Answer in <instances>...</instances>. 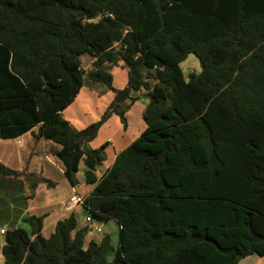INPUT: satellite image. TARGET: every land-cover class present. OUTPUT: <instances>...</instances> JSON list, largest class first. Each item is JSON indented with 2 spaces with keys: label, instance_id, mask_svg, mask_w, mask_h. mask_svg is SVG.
Returning <instances> with one entry per match:
<instances>
[{
  "label": "trees",
  "instance_id": "1",
  "mask_svg": "<svg viewBox=\"0 0 264 264\" xmlns=\"http://www.w3.org/2000/svg\"><path fill=\"white\" fill-rule=\"evenodd\" d=\"M84 55L93 59L87 74ZM190 55L202 71L186 81ZM117 67L132 91L147 93L146 129L99 178L109 142L87 149L96 134L84 139L62 113L84 87L115 92ZM129 108L113 102L94 126L117 115L127 129ZM31 132L60 147L73 187L84 163L94 188L83 208L118 224V247L109 235L88 241L77 213L49 237L47 216L32 215L29 230L4 232V264L264 257V0H0V141ZM0 175L23 179L28 199L41 183L55 187L1 161Z\"/></svg>",
  "mask_w": 264,
  "mask_h": 264
},
{
  "label": "crops",
  "instance_id": "2",
  "mask_svg": "<svg viewBox=\"0 0 264 264\" xmlns=\"http://www.w3.org/2000/svg\"><path fill=\"white\" fill-rule=\"evenodd\" d=\"M119 69L120 68L118 67L114 68L113 69L114 71H112V74L114 75L115 70H119ZM122 72H123V79L121 83H116L115 75L113 76L114 78L113 86H114L115 92L104 93V95L101 96V95L95 94L94 92H91L93 91L92 89L91 91H89L94 97H98L99 100H102L103 102H105L103 113L114 102L115 93H117L119 90H122L128 87L127 86L128 72L125 69H122ZM84 88L81 90L80 94L77 96L74 103L62 113V116L64 117V119L69 121L71 125L74 126V128L80 132L85 131L86 129H88L89 127H91L92 125H94L100 120L99 117L97 118V117L89 115L90 104L87 101L85 102V104L83 101H81L82 102L81 105L83 106L84 115L88 116L90 119L88 123H84V122L80 123L76 121V119H74L72 115L68 114L69 109H71V107L75 105L76 102L79 101L78 99L81 93H85L86 88L85 89ZM105 99H107V101ZM146 101L147 102L144 104V106H142L143 125L141 124L142 125L141 126L142 129H140L141 133H138L133 139L129 141H124L125 136L127 135V132L129 129V123H128L127 129H124V127L120 126L119 132L117 133L118 136L122 137L121 140H123V142L125 143L122 145V147H118V143L116 140L118 136L110 137L104 143H102V144H105L109 142L110 145L106 151L108 159L102 165L101 167L102 170L100 168L97 172V175L99 178L114 163L117 155L121 151L126 149L128 146H130L132 142L135 141L146 129V124L144 122L143 114L149 102V98H146ZM135 104H137V101L132 104V107L130 108V110L128 111L126 115H128L131 112V109L133 108ZM103 113L100 116H102ZM114 118L117 120H120V117L117 115H113L111 119L113 120ZM111 119L101 128L106 127L110 123ZM120 124H121V121H120ZM38 131H39L38 128H36L34 130V134H38ZM24 137H29V140L27 141L28 149L20 153L19 152L17 153L8 152V150L4 149V163L3 162L2 163L6 165L7 167L13 170L19 171V172L27 171L28 173L36 174L48 181L53 182L55 184V187H50L47 183H41L36 188L34 196L31 199H28L27 196H28L29 190H28L27 184L25 183L23 179H13V178H8V177L0 178V187L2 188V185H4V203H5L4 222L2 221L3 219H0V235L1 234L4 235V232L7 230L22 228L24 227V225H27L28 230H29V226L27 223H25V219L32 215H35V216L46 215L47 216L44 221V230H43V234L46 237H49L52 233H54L58 221L68 218L72 213H77L80 216L81 225L83 228L90 226L89 221H92V225H93L95 223V220L92 219L91 215L88 212H87L88 216L86 218L84 217L83 214L80 213L81 209L85 211V209L83 208V204L81 203V204L75 205L73 203H70V200L72 197L76 196L80 198L83 202L84 198H86L92 192L94 187L91 185H87V186L81 185L80 187L78 185L76 187H73L70 184V182L68 181V179L66 178L64 174L62 165L59 163V161L57 160V157L55 156V153L58 150H60V147L58 145L52 142H49L45 138H41L37 141L34 138L32 132L26 134L25 136L19 139L12 140L11 142L16 141L14 145L22 146L23 141L21 142L20 139H23ZM1 141L9 142L10 140H1ZM37 146L39 147V149L35 151V147ZM30 150H33L35 155L39 152V155L36 158L38 160H33L30 163H26L25 153L30 155L31 154ZM19 155H22V156H19ZM11 157L16 158L17 160H20L22 164L21 167L19 168L10 167L8 162L11 159ZM82 165H84V163H81L78 173H80L81 169H83L82 173L84 175L85 169L82 167ZM83 180H84V176L81 180L82 184H83ZM60 186L62 187L61 189H60ZM8 188H12L13 190H15L16 188L15 194L11 197H7L6 190H8ZM0 199L1 200L3 199V193L1 190H0ZM84 219L86 220L87 223H84ZM45 229H48V231ZM44 232H48V233L45 234ZM100 233H103L102 229L97 228L95 234L91 233V235H89L88 241L93 240L96 243H100L103 237L105 236V235H102V236L99 235ZM4 244H5L4 241L0 243V247H3ZM238 264H264V257L250 256L246 259L241 260Z\"/></svg>",
  "mask_w": 264,
  "mask_h": 264
},
{
  "label": "rangeland",
  "instance_id": "3",
  "mask_svg": "<svg viewBox=\"0 0 264 264\" xmlns=\"http://www.w3.org/2000/svg\"><path fill=\"white\" fill-rule=\"evenodd\" d=\"M81 59H82V64H83L82 67H83L85 73L87 74L93 68V66H92L93 59L89 55H84L81 57ZM181 67H182L186 81L189 80V77L192 73L198 74L202 71L201 63L195 55H190L187 58V60L181 64ZM112 71H114V70H112ZM114 75H115L116 83H121L122 79H123L122 69L120 68L119 70H115ZM85 88H86L85 93H81V95L79 96V99H78L79 101L76 102L75 105H73L71 107V109H69V111H68V114L72 115L73 118L76 119V121H78L80 123H82V122L88 123V121L90 120L89 117L84 115V113H83V106L81 105L82 104L81 101H83L84 104L86 101L89 102V104H90L89 115L97 117V118L99 117V119H101L100 115L103 113V109L105 106V102H103L102 100H99L98 97H94L89 92V91H91V88H89V87H85ZM92 90L93 91H91V92H94L97 95H100L101 93L102 94L103 93H112V92H109L108 89L102 84L95 85ZM115 97H116V93H115ZM131 98H137L138 100H137V104H135L133 106V108L131 109V112L128 115H126L127 123H129V129H128L127 135L125 136L124 141H129V140L133 139L138 133H141L140 129H142L141 126L143 125L142 106H144V104L147 102L146 98H148V97H147V93L145 91H141V92L132 91V93L130 94L129 100L121 106H125V107L128 106L131 108L132 104H133V103L131 104V101H130ZM105 100L107 101V99H105ZM114 100H115V98H114ZM130 108H129V110H130ZM120 121H121V118H120V120H117L115 118L113 120L111 119L110 123L106 127L99 129V132L96 134V138L92 142L85 144L86 148L89 150L99 149L103 145L102 143H104L107 139H109L110 137H117L118 136L117 133L119 132L120 126L124 127L122 122L120 124ZM121 138H122L121 136H118L116 139L117 143H118V147H122V145L125 144L123 142V140H121ZM20 140H21V142L23 141L22 146L14 145L16 141L11 142L12 140H10L9 142L8 141H0V159H1V162L4 163V149L8 150V152H14V153H17V152L20 153V152H23V151L28 149L27 141L29 140V137H24L23 139H20ZM37 149H39L38 146L35 147V151ZM30 153H31L30 155L25 153L26 163H30L33 160H38L36 158L38 157L39 152L35 155L33 150H30ZM19 156H22V155H19ZM8 164L12 168H17V167L19 168L22 165L20 160H17L16 158H13V157H11ZM82 167L85 169L84 165H82ZM82 170L83 169H81V172L78 173V175H77V179L80 181L79 187L81 185L87 186L86 183L83 182V184H82V181H81L83 176H84L82 173ZM101 170H102V168H101ZM0 178H4V177L0 176ZM61 188L62 187L60 186V189ZM0 190L3 193V199L2 200L0 199V219H3L2 221L4 222V208H5L4 185H2V188L0 187ZM12 190H13L12 188H8V190H6L7 197H11L15 194L16 188H15V190H13V191ZM83 191H84V189H83ZM80 213L83 214L85 218L88 216L87 212L84 211L83 209L80 210ZM84 223H87L85 219H84ZM22 228L28 230L27 225H24V227H22ZM97 228H101L103 231V233H100L99 235H101V236L102 235H109L112 239V243H113L114 247L115 248L118 247L119 226L117 225V223L115 221L111 220L108 222H104V221L100 222L98 220H95V223L93 225L90 224V226H89V233L87 234V240H88L89 235H91V233H94V234L96 233ZM45 230L48 231V229H45ZM44 233L47 234L48 232H44ZM3 241L5 243V237L3 234H1L0 235V243H2ZM112 257L113 256H110V258H109L110 261L112 260ZM250 260H252V259H250ZM0 264H4V257L3 256H1V258H0Z\"/></svg>",
  "mask_w": 264,
  "mask_h": 264
},
{
  "label": "water",
  "instance_id": "4",
  "mask_svg": "<svg viewBox=\"0 0 264 264\" xmlns=\"http://www.w3.org/2000/svg\"><path fill=\"white\" fill-rule=\"evenodd\" d=\"M44 80L47 81V77H44ZM132 89L129 87L124 88L123 90H119L116 93V97H115V104L116 105H123L125 104L129 98H130V93H131ZM99 128L97 126L92 125L91 127H89L88 129H86L83 134L82 137L84 139L87 138H91L93 137L95 134L98 133Z\"/></svg>",
  "mask_w": 264,
  "mask_h": 264
},
{
  "label": "built area",
  "instance_id": "5",
  "mask_svg": "<svg viewBox=\"0 0 264 264\" xmlns=\"http://www.w3.org/2000/svg\"><path fill=\"white\" fill-rule=\"evenodd\" d=\"M70 203H73L75 205H78V204H81L82 203V200L80 198L74 196V197L71 198Z\"/></svg>",
  "mask_w": 264,
  "mask_h": 264
}]
</instances>
